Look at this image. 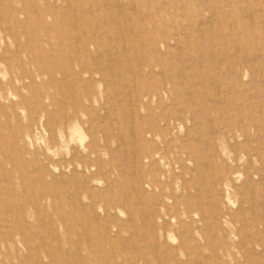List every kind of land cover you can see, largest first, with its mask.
<instances>
[{
  "label": "rangeland",
  "instance_id": "obj_1",
  "mask_svg": "<svg viewBox=\"0 0 264 264\" xmlns=\"http://www.w3.org/2000/svg\"><path fill=\"white\" fill-rule=\"evenodd\" d=\"M118 55L169 90L144 124ZM230 93L264 110V0H0V264H264V230L227 223L242 180L207 125ZM163 113L171 160L131 129Z\"/></svg>",
  "mask_w": 264,
  "mask_h": 264
},
{
  "label": "bare ground",
  "instance_id": "obj_2",
  "mask_svg": "<svg viewBox=\"0 0 264 264\" xmlns=\"http://www.w3.org/2000/svg\"><path fill=\"white\" fill-rule=\"evenodd\" d=\"M203 14L204 13H200L199 15L204 17ZM201 22H204L202 18ZM154 40H152V42ZM154 43L168 46V41L163 36L158 40L156 39ZM156 44H154L155 48ZM94 46L97 51V43H95ZM118 60L120 67L118 82L120 85L122 84L121 88L124 89V93L127 94V88L131 90L129 96L132 95V99L128 102H130V105L133 108L132 117L134 120H138L140 125L144 124L145 117L142 115L141 110H148L150 101L156 100L159 102L160 94L165 96L169 93V90L156 88V86H152V84L148 87L150 89L146 88L147 81L145 82V78H143L145 77V69L148 68L149 73L153 74V67H155L149 61L145 59L138 61L136 63L137 66L134 68L132 65L126 66L127 61H129L128 57L118 55ZM137 67L139 68V71H137ZM240 68H242V65H240ZM232 72L236 73L234 70ZM162 74H164V72ZM221 92L222 91L220 90L219 93ZM227 96L229 97L225 102V108L230 107L231 110H224V108H222L220 110L209 109L205 111V114H207V117L209 118L207 125L214 127V130L212 131L213 139L218 140V149L222 150L220 151V156L221 158L227 157V160L230 162L225 165L224 169L226 171L229 170L233 174L240 175L242 180L240 184L241 191L239 188L231 197L229 196L231 202L228 201V203L236 212L247 214V219L238 220L236 214H233L231 218L227 220V223L235 225V223L239 222L242 227L247 226V228H250L251 232L257 237L256 242L258 245L263 247L261 241L264 230V193L258 192V183L263 184L264 179L263 97L259 96V93H256L253 96L247 95L246 97L244 94L241 96L238 95L236 99V96L233 97V93L227 94ZM173 113H163L162 115L155 117L149 127H139V129H137V125L133 123V127L131 128L132 132H136L141 138H144L147 135L160 137L161 144L165 147L164 154L168 156L169 160H171L169 146H171L172 139L174 138L173 133L175 129H173V123L175 121ZM72 119L79 118L75 117L73 114L64 112L63 116L57 121L58 124H62L66 128L68 127L69 121ZM217 121L222 122L216 126ZM45 129L46 131L48 130L47 126H45ZM74 129L79 135L82 137L84 136L77 122L74 123ZM120 138L125 141L124 136L120 135L118 139ZM109 141L110 137L106 133L103 137L104 144L102 147L108 148ZM97 154V146L94 143H91L88 147V156L95 155L97 157ZM70 163L74 164L72 160ZM171 176L173 177L174 175L171 174ZM221 181H224V179L222 178ZM250 187H252V190H250ZM240 194L241 201L235 200ZM236 204H238V208H235ZM238 236L241 239L243 238V234L239 233Z\"/></svg>",
  "mask_w": 264,
  "mask_h": 264
}]
</instances>
